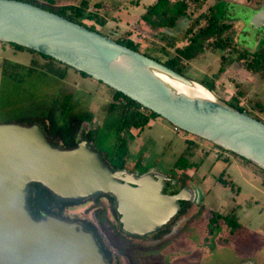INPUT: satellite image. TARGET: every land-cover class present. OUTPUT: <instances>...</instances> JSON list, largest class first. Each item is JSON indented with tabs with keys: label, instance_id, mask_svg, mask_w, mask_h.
Instances as JSON below:
<instances>
[{
	"label": "rangeland",
	"instance_id": "1",
	"mask_svg": "<svg viewBox=\"0 0 264 264\" xmlns=\"http://www.w3.org/2000/svg\"><path fill=\"white\" fill-rule=\"evenodd\" d=\"M80 1L56 0V3ZM153 1L88 0V3L90 9L107 19L105 25L98 27L101 33L113 39L131 36L139 42L141 52L165 61L173 56L174 49L155 38L156 30L139 19L144 7ZM257 1L205 0L200 11L212 6L219 21L230 25L226 34L232 46L224 62L213 50L184 61L186 76L196 81H214L213 93L226 102L236 94L238 83L246 92L250 91L246 97L259 98L252 97V91L257 83L264 82L234 60L236 47L253 51L264 46V26L256 25V15L264 4ZM198 12H192V16ZM186 25V18H181L176 28L165 33L180 36ZM183 42L179 40L178 45ZM65 92L72 93L73 103L66 114H61L58 100ZM112 95V88L72 67L0 41V124L37 123L45 128L47 139L60 147L86 138L112 169L125 166L135 175L164 174L167 179L186 181L191 204L185 215L169 224L164 237L165 230L149 237H129L119 224L115 202L104 194L52 203L61 218L94 226L103 247L110 250L118 264H264V172L204 139L186 155L191 165L176 168V160L185 150L187 139H193L192 134L177 130L161 116L151 119L141 130L124 126L120 105L113 110L108 108ZM246 97H240V104L264 121V110L260 111ZM79 111L88 116L77 118L75 113ZM37 198L38 207L46 211L43 208L47 198L44 194ZM216 212L230 214L240 228L231 232L228 223L210 222ZM126 239L138 247L129 245Z\"/></svg>",
	"mask_w": 264,
	"mask_h": 264
},
{
	"label": "water",
	"instance_id": "2",
	"mask_svg": "<svg viewBox=\"0 0 264 264\" xmlns=\"http://www.w3.org/2000/svg\"><path fill=\"white\" fill-rule=\"evenodd\" d=\"M264 26V7L256 15ZM0 41L48 55L122 92L177 129L264 169V121L220 99L199 81L58 13L21 0H0ZM189 89L203 90L196 94ZM31 183L61 199L111 194L123 228L145 234L180 207L184 190L163 192L164 174L135 178L112 170L88 140L53 145L37 123L0 124V264H108L94 235L52 214L35 217Z\"/></svg>",
	"mask_w": 264,
	"mask_h": 264
},
{
	"label": "trees",
	"instance_id": "3",
	"mask_svg": "<svg viewBox=\"0 0 264 264\" xmlns=\"http://www.w3.org/2000/svg\"><path fill=\"white\" fill-rule=\"evenodd\" d=\"M21 1L29 2L34 5L40 6L44 9L58 13L59 15L68 18L69 20L78 22L86 26L87 28L96 30L98 32H100L98 27L105 25L107 22V19L104 16H102L101 13L97 12V10L90 9L88 0H81L79 4L67 3L60 5L56 3V0H21ZM257 3L259 5L264 4V0H258ZM97 4H99V2ZM204 4H205V0H154L153 2L147 4L144 7V11L141 12V14L139 15V19L143 23L148 25V27H150L151 29L156 30V33L158 35H156L155 38L160 39L169 47L173 48L174 54L167 60L161 61L158 57H153L147 54V52L142 51V53L164 63L168 67L174 69L175 71L183 75H185L184 61H190L192 59L198 58L202 56L206 50L215 51L220 56L221 62H224L227 58V52L230 51V49L228 48L232 46V41L231 39H229L228 35L226 34L230 25H226L223 22L219 21L218 16L216 15L212 6H208L204 11H200ZM192 12H198V13L195 16H192ZM181 18H186L187 21V25L182 30L181 35L180 36L167 35L165 33V30H169V29L171 30L173 28H176V25ZM114 39L118 43H121L134 50H138L141 52V50L139 49V42H136L131 36L116 37ZM179 40H181V42L184 41L182 45H178ZM9 44L13 45L18 49H26L32 52H37L14 43H9ZM235 51H236L235 52L236 58L234 60L240 62L241 65L251 74H255L260 78L264 79V46H260L259 48L253 51L247 48L236 47ZM37 53L50 60H55L48 55L42 54L40 52ZM64 65L66 67H70L66 64ZM78 72L82 73L83 75L89 76L84 72L81 71ZM199 82L214 92L215 90L214 81L208 80V81H199ZM236 87H237L236 94L232 95L230 99L227 100V103L240 111H244L248 113V111L240 104V97L245 98L247 92L245 91L243 86L239 83L236 84ZM246 98L249 103H253L254 101V103L256 104V106H258L257 108L260 111L264 110V106L260 98H248V97ZM72 103H73L72 93L65 92L62 98L58 100L59 112L61 114H66L67 111L71 109ZM117 105H120L121 107L120 110L122 117V125L124 126L127 125L128 127H134L141 130L143 129L144 126H146L149 123L151 119L159 116L155 112L141 106L138 102L124 95L122 92L113 90L112 101L108 103V108L110 110H113ZM75 114L76 117L79 119H84L85 117L88 116V114H83L82 111H79ZM251 116L261 120L257 116L254 115ZM182 132L186 135H191L185 131ZM66 134L68 135L69 138L70 134L69 133ZM192 137L193 139H189V138L187 139L188 143L185 150L177 158L175 163L176 168L183 169L191 165L190 160L189 158H186L187 157L186 155L191 154L190 149L192 147L199 146V140L201 139L194 135H192ZM62 140L67 141L65 139ZM52 144L55 145L54 143ZM66 147H71V146L66 145ZM66 147L64 146L62 148H66ZM224 150L225 149H223L222 151L225 152ZM230 153L235 158H239L240 160H243L249 165L257 167L259 170L264 172V169L249 162L245 158L233 152ZM220 179L222 180L223 184H226L227 181L225 179H222L221 177L219 178V180ZM36 188H39L40 190L38 192L34 191L36 190ZM41 194L42 195L44 194L45 198H47V201L50 202V204H48L47 202L46 206L43 208L46 209V211L41 210V208H39L37 205V201H39L37 196ZM71 201L74 200L61 199L54 196L49 190H47L40 183L30 184L28 203L30 205L32 213L38 218L46 214H52L60 217V214L54 211L53 210L54 208L51 207L52 203L54 202L65 203ZM210 222H214V223L222 222L225 224L228 223V225L231 226L232 228L231 232H233L234 229L240 228V225L235 222V220L230 216V214L223 215L216 212L211 216Z\"/></svg>",
	"mask_w": 264,
	"mask_h": 264
},
{
	"label": "flooded vegetation",
	"instance_id": "4",
	"mask_svg": "<svg viewBox=\"0 0 264 264\" xmlns=\"http://www.w3.org/2000/svg\"><path fill=\"white\" fill-rule=\"evenodd\" d=\"M82 139H86V138H80V139H78L77 141H75L74 143H71V144H68L69 146H71V147H75L77 144H78V142L79 141H81ZM87 140V139H86ZM90 143V142H89ZM91 144V143H90ZM92 145V144H91ZM57 146V145H56ZM71 147H66V148H71ZM92 147H93V145H92ZM93 149H94V147H93ZM95 150V149H94ZM97 151V150H96ZM101 154V153H100ZM102 156V155H101ZM102 159H103V157H102ZM103 161H104V163L106 164L107 162L103 159ZM107 165V164H106ZM108 166V165H107ZM109 167V166H108ZM110 168V167H109ZM110 169H112V168H110ZM112 170H125V171H127L128 173H131L125 166H123V167H120V168H114V169H112ZM133 174V173H132ZM147 173H138V175H135L134 174V177L135 178H139L140 176H143V175H146ZM151 175H156V174H151ZM182 190H184V198H182V199H180L179 200V203H180V207H179V209L176 211V213L168 220V222L166 223V224H164L162 227H160V228H158V229H156L155 231H152V232H149V233H145V234H134V233H130V232H128V231H126L124 228H123V226H122V223L120 222V213L117 211V202H116V199H115V197L113 196V195H111V194H104V195H106V196H109V197H111L112 198V200L115 202V212H116V214L117 215H119V224H120V226H121V228H122V230H123V232L125 233V234H127L129 237H149V236H151V235H153L154 233H158L159 231H162V230H165L164 232H163V234H162V237H164L165 236V233H166V231H167V227L169 226V224H171L173 221H176L177 219H179V217H182V215L184 214L185 215V213H187L189 210H190V207H191V204H190V201H189V199L187 198V194H188V192H187V190H186V181L184 182V181H181L180 179H178V178H166V185H165V187H164V189H163V192L164 193H166V194H170V195H174V194H178V193H180ZM100 195H103V194H100ZM93 196H97V195H93ZM90 197H92V196H90ZM87 198H89V197H87ZM31 209V208H30ZM32 212V211H31ZM33 214V213H32ZM34 215V214H33ZM35 216V215H34ZM36 217V216H35ZM58 217V216H57ZM38 218V217H37ZM59 218H61V217H59ZM61 219H63V218H61ZM175 219V220H174ZM66 220V219H65ZM107 220V219H106ZM69 221V220H68ZM73 222H77V221H73ZM77 223H80V224H82L83 225V227H84V229L86 230V231H88V232H91L93 235H94V237H95V239H96V241H97V243H98V245L100 246V248H101V251H102V253H103V256H104V259L106 260V262L108 263V264H118V262H116L115 261V259L114 258H112L111 257V255L109 254V251L105 248V247H103V245H102V243H101V241H100V238H99V235H98V233L95 231V228H94V226H92L91 224H89V223H87V222H83V223H81V222H77ZM125 242H128L129 243V245H133V246H137L138 247V245H136V243H134V242H132V241H129V240H124ZM134 243V244H133ZM159 243H161V241L160 242H157L156 244H148V245H157V244H159ZM147 247V246H146ZM143 248H145V246L143 247ZM126 256V260H127V258H128V256L127 255H125Z\"/></svg>",
	"mask_w": 264,
	"mask_h": 264
},
{
	"label": "crops",
	"instance_id": "5",
	"mask_svg": "<svg viewBox=\"0 0 264 264\" xmlns=\"http://www.w3.org/2000/svg\"><path fill=\"white\" fill-rule=\"evenodd\" d=\"M249 93H250V91L248 90L247 95L250 96ZM252 93H253L252 97H259L262 100V102L264 103V100H263V98H264V82L257 83L256 86L254 87V92L252 91ZM224 157H227V156H224Z\"/></svg>",
	"mask_w": 264,
	"mask_h": 264
},
{
	"label": "bare ground",
	"instance_id": "6",
	"mask_svg": "<svg viewBox=\"0 0 264 264\" xmlns=\"http://www.w3.org/2000/svg\"><path fill=\"white\" fill-rule=\"evenodd\" d=\"M189 91L193 92V93H196V94H201V95H205L206 94L202 89L201 90H199V89H195V90L189 89Z\"/></svg>",
	"mask_w": 264,
	"mask_h": 264
},
{
	"label": "built area",
	"instance_id": "7",
	"mask_svg": "<svg viewBox=\"0 0 264 264\" xmlns=\"http://www.w3.org/2000/svg\"><path fill=\"white\" fill-rule=\"evenodd\" d=\"M176 128V127H175ZM177 129V128H176ZM216 152H217V150H216ZM223 156H225L224 154H222Z\"/></svg>",
	"mask_w": 264,
	"mask_h": 264
}]
</instances>
